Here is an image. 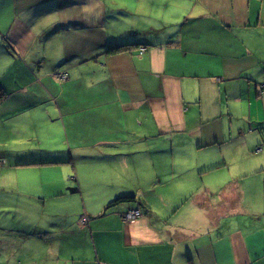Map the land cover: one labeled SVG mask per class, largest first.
<instances>
[{"label":"crops","instance_id":"1","mask_svg":"<svg viewBox=\"0 0 264 264\" xmlns=\"http://www.w3.org/2000/svg\"><path fill=\"white\" fill-rule=\"evenodd\" d=\"M263 74L264 0H0V125L37 141L0 158L71 180L27 264H264Z\"/></svg>","mask_w":264,"mask_h":264},{"label":"rangeland","instance_id":"2","mask_svg":"<svg viewBox=\"0 0 264 264\" xmlns=\"http://www.w3.org/2000/svg\"><path fill=\"white\" fill-rule=\"evenodd\" d=\"M16 126L11 127L13 132L8 136L6 128L0 125V151L26 150L37 144L35 135H31L28 130H25L22 137L12 136L19 134ZM57 135L59 136V131ZM40 136L44 139L49 137L48 145H58L55 135L48 136L47 132L42 130ZM1 154L7 159L6 152ZM0 162L3 163L0 165V264H27L29 258L27 246L30 244L27 240H33L39 235L37 226H48L49 218L54 217L48 210H44L46 198L39 196L38 189L43 183L68 184L71 180L67 179V175L65 176L63 165L31 166L25 171H18L16 167L5 166L2 158ZM10 163L14 164L13 157L10 158ZM148 165V163L144 165L143 171L146 173L151 172ZM86 181L87 185H90L89 176H86ZM23 185L33 189L37 198L24 196ZM130 204L122 203L121 206L126 208ZM88 209H92L91 206ZM88 209L85 210L88 212ZM13 242L17 244L13 245ZM30 242L34 243V240ZM37 261L41 262L40 259Z\"/></svg>","mask_w":264,"mask_h":264},{"label":"trees","instance_id":"3","mask_svg":"<svg viewBox=\"0 0 264 264\" xmlns=\"http://www.w3.org/2000/svg\"><path fill=\"white\" fill-rule=\"evenodd\" d=\"M113 51V50H111ZM109 52V53H112V52ZM7 97V93L5 91V89L0 86V102L3 101L5 98ZM51 163H60V161L58 159H54V160H45V161H42V162H36V163H31V164H35V165H44V164H51ZM3 163L0 162V165H2ZM27 165V164H25ZM132 202H137L138 203V207L140 209V205L139 204V201L137 200L136 197H133V196H122V197H119L117 198L114 202H112L107 208H106V211L110 210L111 208L113 207H116L122 203H132ZM84 219H86V221H84ZM88 216L85 215L81 221L83 223H87L88 222Z\"/></svg>","mask_w":264,"mask_h":264},{"label":"built area","instance_id":"4","mask_svg":"<svg viewBox=\"0 0 264 264\" xmlns=\"http://www.w3.org/2000/svg\"><path fill=\"white\" fill-rule=\"evenodd\" d=\"M142 51H144V48L142 49ZM63 79L68 77L67 73H63L60 75ZM260 88L262 89V91H264V74L259 82ZM142 215V212L139 208H135V209H129L123 213H121V218L123 220L126 221H130V220H135L137 218H139ZM84 221H86V219H84Z\"/></svg>","mask_w":264,"mask_h":264}]
</instances>
